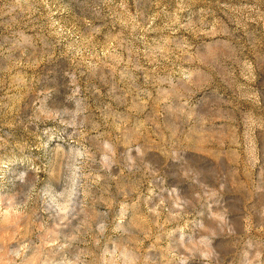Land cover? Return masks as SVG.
<instances>
[{
    "label": "rangeland",
    "instance_id": "374dc122",
    "mask_svg": "<svg viewBox=\"0 0 264 264\" xmlns=\"http://www.w3.org/2000/svg\"><path fill=\"white\" fill-rule=\"evenodd\" d=\"M0 264H264V0H0Z\"/></svg>",
    "mask_w": 264,
    "mask_h": 264
}]
</instances>
